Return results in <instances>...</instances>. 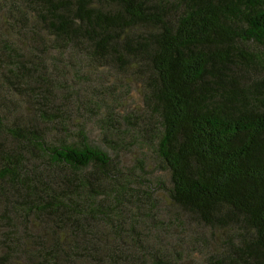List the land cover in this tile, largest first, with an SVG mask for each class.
<instances>
[{
    "label": "trees",
    "instance_id": "obj_1",
    "mask_svg": "<svg viewBox=\"0 0 264 264\" xmlns=\"http://www.w3.org/2000/svg\"><path fill=\"white\" fill-rule=\"evenodd\" d=\"M0 234V264H264V0H0Z\"/></svg>",
    "mask_w": 264,
    "mask_h": 264
},
{
    "label": "rangeland",
    "instance_id": "obj_2",
    "mask_svg": "<svg viewBox=\"0 0 264 264\" xmlns=\"http://www.w3.org/2000/svg\"><path fill=\"white\" fill-rule=\"evenodd\" d=\"M89 78L91 79V81H90L91 85H98L99 80H97L96 77H94L92 75ZM109 79H111V78H109ZM79 81L84 82L86 80H84L82 78ZM103 82H105V79H103ZM104 86H106V87L112 86V83H110V81H107L106 83H104ZM134 96H136V95H134ZM87 115H89V113L85 112L84 109L80 110L78 112V114L75 115V118L78 119L81 124H85V127H83L82 132L85 135V138L87 139V144L91 145V146L98 147L99 149L106 151L110 157H114L115 152H112V150L110 149V145H111L110 142H108V140L106 138H104V136L100 132V129L98 128V126L95 123H91L92 122V118H91L92 115H89V117ZM72 132L75 133L76 130L72 129ZM72 139L76 142H79V138L75 134L72 135ZM115 162L118 165H122V164L131 165L132 160L130 158H126V157L122 156L121 160H120V158H116ZM152 163H153V159L151 158V161L149 162V164L152 165ZM2 238L3 237L0 234V240H2ZM0 251L2 252V249H0Z\"/></svg>",
    "mask_w": 264,
    "mask_h": 264
}]
</instances>
